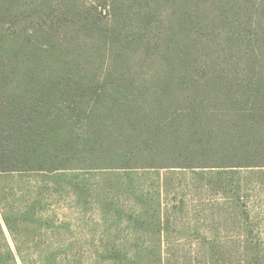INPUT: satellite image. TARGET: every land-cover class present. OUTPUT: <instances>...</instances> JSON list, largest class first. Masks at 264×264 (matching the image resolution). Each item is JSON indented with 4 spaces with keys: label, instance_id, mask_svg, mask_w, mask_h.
<instances>
[{
    "label": "trees",
    "instance_id": "16d2710c",
    "mask_svg": "<svg viewBox=\"0 0 264 264\" xmlns=\"http://www.w3.org/2000/svg\"><path fill=\"white\" fill-rule=\"evenodd\" d=\"M241 167H264V0H0L6 227L38 215L36 177Z\"/></svg>",
    "mask_w": 264,
    "mask_h": 264
},
{
    "label": "rangeland",
    "instance_id": "374dc122",
    "mask_svg": "<svg viewBox=\"0 0 264 264\" xmlns=\"http://www.w3.org/2000/svg\"><path fill=\"white\" fill-rule=\"evenodd\" d=\"M63 175L32 183L37 216L9 227L0 218L16 264H264V167ZM4 185L11 214L22 186Z\"/></svg>",
    "mask_w": 264,
    "mask_h": 264
}]
</instances>
